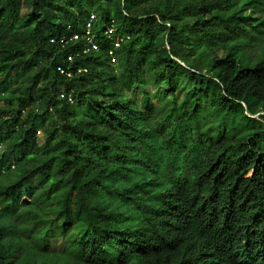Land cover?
<instances>
[{
	"label": "trees",
	"instance_id": "1",
	"mask_svg": "<svg viewBox=\"0 0 264 264\" xmlns=\"http://www.w3.org/2000/svg\"><path fill=\"white\" fill-rule=\"evenodd\" d=\"M0 264H264V0H0Z\"/></svg>",
	"mask_w": 264,
	"mask_h": 264
},
{
	"label": "rangeland",
	"instance_id": "2",
	"mask_svg": "<svg viewBox=\"0 0 264 264\" xmlns=\"http://www.w3.org/2000/svg\"><path fill=\"white\" fill-rule=\"evenodd\" d=\"M157 90L156 85L153 84V81L151 80V83L149 85H146L145 87L142 85L140 86H132L127 90L126 95H128L129 97H132L133 99H135L136 101H140L141 96L143 95V93H151ZM43 141V135L41 133L38 132L37 134V142L39 145L42 144ZM62 246V241L60 239H55L52 241L51 243V247L52 249H54L55 251L60 250Z\"/></svg>",
	"mask_w": 264,
	"mask_h": 264
},
{
	"label": "built area",
	"instance_id": "3",
	"mask_svg": "<svg viewBox=\"0 0 264 264\" xmlns=\"http://www.w3.org/2000/svg\"><path fill=\"white\" fill-rule=\"evenodd\" d=\"M73 38L75 39V38H77V36H74ZM115 46H117V45H115Z\"/></svg>",
	"mask_w": 264,
	"mask_h": 264
}]
</instances>
